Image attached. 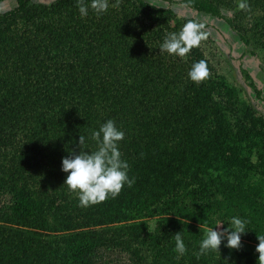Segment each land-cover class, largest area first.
<instances>
[{
  "label": "trees",
  "instance_id": "trees-1",
  "mask_svg": "<svg viewBox=\"0 0 264 264\" xmlns=\"http://www.w3.org/2000/svg\"><path fill=\"white\" fill-rule=\"evenodd\" d=\"M170 2L223 20L264 62V0L245 10L238 0ZM114 3L82 18L77 0H0V264H100L105 250L133 264H260L264 115L201 46L183 58L160 52L195 18L146 0ZM201 59L210 75L195 83L188 71ZM108 119L125 133L119 150L134 183L82 207L62 158L80 151V135L95 151L91 132ZM232 216L249 221L240 248L199 255L205 231Z\"/></svg>",
  "mask_w": 264,
  "mask_h": 264
},
{
  "label": "clouds",
  "instance_id": "clouds-1",
  "mask_svg": "<svg viewBox=\"0 0 264 264\" xmlns=\"http://www.w3.org/2000/svg\"><path fill=\"white\" fill-rule=\"evenodd\" d=\"M77 2L82 18L89 15V8L100 16L110 7V0H88V2L77 0ZM184 2L190 3L191 0H184ZM111 6L118 7L119 0ZM237 7L240 10L247 9L248 0H238ZM206 38L204 25L196 20H188L178 32L167 33L159 49L162 53L166 52L183 58L193 48L199 47ZM209 75L207 61L203 59L194 61L188 71L189 79L195 83L204 81ZM124 136V131L116 125V122L108 119L101 124L99 130L91 132V139L97 144L95 151H88L83 147L86 137L80 135V151L62 158L61 170L67 173L64 185L77 193L80 206L88 207L101 203L109 197L115 198L125 185L131 187L134 183V178L128 175L129 164L122 159L119 150V142L124 139ZM222 222H228V227H220ZM248 223L247 219L238 216H232L227 221L218 220L216 227H209L205 231L204 238L200 242L199 255H204L210 250L219 251L222 243L228 248H240L242 234L248 230ZM257 238L258 260L260 264H264V235H257ZM174 239L176 252L180 256L184 255L187 247L181 232L174 234Z\"/></svg>",
  "mask_w": 264,
  "mask_h": 264
},
{
  "label": "rangeland",
  "instance_id": "rangeland-1",
  "mask_svg": "<svg viewBox=\"0 0 264 264\" xmlns=\"http://www.w3.org/2000/svg\"><path fill=\"white\" fill-rule=\"evenodd\" d=\"M36 1L48 4L53 0ZM146 1L156 6L170 7L179 17L195 18L199 23H202L207 38L201 42L200 46L206 58L217 72L224 75L228 81L240 85L247 100L259 113L264 115V62L262 54L248 52L223 20L196 13L182 5L173 4L170 0ZM6 7L7 4L1 8ZM241 69L246 70L250 75L256 89L261 91V98H257L255 92L243 80ZM101 256L100 264H133L129 255L119 250H105Z\"/></svg>",
  "mask_w": 264,
  "mask_h": 264
},
{
  "label": "flooded vegetation",
  "instance_id": "flooded-vegetation-1",
  "mask_svg": "<svg viewBox=\"0 0 264 264\" xmlns=\"http://www.w3.org/2000/svg\"><path fill=\"white\" fill-rule=\"evenodd\" d=\"M250 76V75H249Z\"/></svg>",
  "mask_w": 264,
  "mask_h": 264
}]
</instances>
